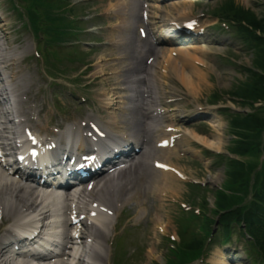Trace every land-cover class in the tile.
I'll return each mask as SVG.
<instances>
[{
  "label": "rangeland",
  "instance_id": "374dc122",
  "mask_svg": "<svg viewBox=\"0 0 264 264\" xmlns=\"http://www.w3.org/2000/svg\"><path fill=\"white\" fill-rule=\"evenodd\" d=\"M17 1L19 0H5L4 6L9 8V11H5L9 14L17 32L16 34L13 33V37H18L21 45H29L27 58H24L25 64H20V67L24 65L28 74V84H34L35 80L41 79L40 73H43V71L48 82L50 81L48 75L54 79V82L61 85L66 83L65 80L71 83L77 82V84L70 85L88 91L89 98L92 100L88 104L84 114L85 117L90 115L88 116L91 117L90 120L97 118L98 120L108 121L109 117H104L105 114L96 107L98 104H102L98 100L100 98L99 93L109 91L108 88L111 87L113 89V86L117 85L116 79L110 74V70L104 69L105 74H101L97 73V69L99 68L98 64H102V61H100L101 54L102 57L105 55L112 57L115 56L112 52L116 53V50H122V45L118 44V48L115 45L110 46L111 43L118 42L112 41L107 44V39L113 40V38L127 33L121 30V27L127 23L126 14L119 11L123 8V0H65L62 4L57 2L59 8L63 7V13L58 14L57 17L50 14L51 17L55 18L49 22L52 26H55L56 19L60 20L54 29L50 28L44 21L45 11L41 12L36 9L45 30L50 28L51 31H55L52 35L46 31L44 32L45 42L39 41L29 30L27 25L30 26V24L28 21L26 22L27 16L23 17L25 14L20 13L23 11ZM75 2L78 5L70 8ZM25 3H28V1L25 0L23 4L25 5ZM158 5H163L165 14H168L167 18H169V15L175 16L176 14L182 15L183 18H194L198 29L192 34L185 33V35L193 38V40H197L199 37L200 40L193 43L190 48L184 49L185 45L182 48L193 60L194 66L198 62V67L195 70L201 74V78L200 80L193 79L186 72L184 79L181 78L180 73L176 77L167 74L168 77L160 75L159 81L154 82L160 95L157 99L159 112L163 116L162 122H160L161 130L158 131V134L159 136H173L172 145L164 148L160 156L179 169L182 176L177 173L175 174V180L172 181V184L177 183L178 185L179 198L174 196L170 199V192H168L165 197H159L153 204H150V210H153L156 206L160 210L158 215L155 210L153 213V219L157 220L158 223L170 219L169 211L171 210L173 213L172 218L174 217L175 220L178 216L187 219V222L189 218L192 219L190 229L185 237L202 243L198 251L204 246L203 254H206V259L202 263L198 260L193 261L194 258H191V256H195L197 250L187 253L183 249H174L172 242L178 243L171 236V241L169 239L164 241L160 237L163 235L160 231L154 239V245L148 247V235L155 236L153 231V228L156 227L154 220L148 216L147 219L143 218V221L139 223L137 222L138 214H135L136 220H133V217L130 220V224H136L137 227L133 229L135 239L128 236L127 229L124 231L115 225L117 228L115 239L113 242L112 238L109 243L104 242L107 254V261L104 264H115L112 260V263L110 262V258L111 253L114 256V251L119 252L118 240L120 236L124 237L122 245L124 252L120 251L119 257L125 261L123 263L120 260V264H144L143 261H140L143 249L156 253L159 257V259H156L158 264H166L167 261V264H170L169 262L174 261L172 257L181 258L177 262L178 264H211L207 260L214 261L217 258L216 253H220V251L237 257L246 256L244 258L248 260H236L238 262L242 261L243 264H251L249 261L251 254L248 251L249 246L247 244L241 243L240 246L243 251L236 246V252L234 250L232 252L229 248L222 247V244H219L221 233L216 227V224L219 223L216 219L218 218L217 212L220 204L227 208L247 207L260 180L264 179V127L244 137L245 142L251 148L248 149L245 156H237L232 153L235 142L232 138L233 135L229 132L227 123V118L231 114L252 112L264 120V102L245 101L233 95L234 91L241 92V89L251 81L247 70L254 68L264 72V41L256 46L243 44L242 37L236 35V28L238 27L230 19H225L224 15L228 14L227 16H230L237 13L240 16L246 14L247 17L262 18L264 17V0H177ZM151 11L155 15L156 10L152 8ZM95 13H98V16ZM84 15L88 16L78 21V18ZM218 16L220 17L218 18ZM161 19L162 17H158V14H156L155 24H158ZM74 23H76L77 28L84 29L85 35L77 34L70 38L66 37L68 32H76ZM208 23L209 26H206ZM63 25L65 29L62 27ZM93 26H96V28L89 31ZM112 29L118 31L113 35ZM132 32L135 37L136 31L133 30ZM25 39H27L26 43H24ZM78 39H85L90 43L81 46V43L75 42ZM65 41H67L69 52L65 51L64 48H62V51L59 49ZM44 44L47 46H44ZM125 46L129 48V51L134 50V44L130 45V43L125 42ZM54 48L65 62L66 73H63L61 77L57 75ZM72 48L79 54H84V58L74 59L71 53ZM81 49L83 50L82 53H80ZM200 49L202 50L200 51ZM42 52L47 56L45 57L46 63L37 60V58H41ZM62 52H68V55H62ZM164 54H166L164 58H168V53L165 52ZM158 55H163V53H158ZM160 60H158V64H162ZM170 60L173 64H177L179 71H181V62L183 61H178L175 58ZM84 63H89L87 65L89 71L79 75ZM191 83L198 84V94L192 92ZM45 88L46 90L49 89L48 87ZM55 92L65 102H71L68 97L70 95L59 87H54L52 91L46 93L47 95H42V92H39L36 99L40 105H46L47 103L51 105L50 98L54 96ZM109 93L111 94V92ZM42 96H46L48 101L43 102ZM62 96H65V99ZM78 98L77 103L79 104L83 100L80 96ZM115 100H118V98H115ZM95 110L101 112L103 116ZM92 114L95 116H92ZM192 117L195 120H192ZM130 121L133 122L130 125L132 128L135 126L134 123L137 118ZM213 123L219 126H214ZM196 137H204L214 141L219 140L221 145L219 148L209 147L199 142ZM151 142H154L153 137ZM233 159H240L244 163V169L239 179H234L230 175ZM138 180L134 179V184L143 186V183L137 184ZM131 203L135 204V202ZM198 206L201 207V211L197 212L196 208ZM127 208L131 207L127 206ZM142 216L144 214H141V218ZM172 223L174 231H176V222L173 219ZM197 230L198 238L194 237L193 234ZM169 235H173V232ZM234 235L239 236L238 232H235ZM234 243L235 240L233 239V242H231L233 247ZM235 258L231 264H238ZM144 262L146 263V259Z\"/></svg>",
  "mask_w": 264,
  "mask_h": 264
},
{
  "label": "bare ground",
  "instance_id": "6f19581e",
  "mask_svg": "<svg viewBox=\"0 0 264 264\" xmlns=\"http://www.w3.org/2000/svg\"><path fill=\"white\" fill-rule=\"evenodd\" d=\"M131 0H125L129 5V2ZM5 0H0V10L3 9H9L4 6ZM2 6V8H1ZM140 9H143V11H146V9L143 7L142 3L139 4ZM0 14V95H2V101H0V105L3 107L4 110L8 111L7 107H4V102L7 101V98L12 97L10 100L14 102L15 105L20 104V96L21 95H28L31 93V90L33 88L32 83H27L26 78L21 74L22 68L20 67V64L23 62L24 58L27 57V52L29 50V45H21V41L19 38H11L12 33L8 32L7 29H11V25L8 22L7 16H1ZM140 21H145V19L142 16V12L140 13ZM173 20L178 21V25L182 24L183 17L182 15L176 14L175 17H172ZM193 19L191 17L185 18L184 21H192ZM209 25V23L207 24ZM168 26L172 28V24L168 23ZM193 30H195V26H190ZM161 32L168 33L167 30L161 29ZM163 37V36H162ZM109 40V39H108ZM112 40V39H111ZM110 40V41H111ZM114 40V39H113ZM112 40V41H113ZM115 41V40H114ZM27 42V39H25L24 43ZM122 40H120V43ZM181 43H184V41H181ZM116 45V43L114 44ZM124 45V43H122ZM110 46H113V43H111ZM157 52H159V49L156 48ZM202 49H200L201 51ZM111 51V49H109ZM151 54H156L154 49ZM171 51V50H170ZM179 53L184 52L186 55L185 50L178 49ZM164 54V49L161 50V53ZM172 52V51H171ZM115 56L111 58V56H104L102 57V54L100 56V61H102V64L99 65V68L97 69V73L105 74V70H110V74L113 75V77L116 79V86H113V89H109V92L104 91L101 93V96L103 98H106L103 103L105 105L110 104L109 106H112L111 99L112 98H118L119 99H125L134 97L135 100H137V96L140 97L141 106L137 104L138 110L141 114L149 113V125L153 126L154 124H157L160 122L161 118L159 116L154 117V111L157 108H154V106L157 104V99L160 97L158 89L154 82L159 81V78H161L160 75H164V77L174 76L176 77L179 73L181 75V78L184 79L186 72L189 73V75L193 79H199L201 78V74L195 70L196 67L194 66L193 60L189 57L187 59H183L181 62L182 69L179 71L177 64H173L170 59V55L166 60L163 61L162 64H158L155 66L154 62H148L143 57H139V53H135L134 50L131 51H125V50H118L116 53L112 52ZM109 55V54H108ZM117 56V60H116ZM116 61V62H115ZM198 61V60H197ZM109 62V63H106ZM196 62V61H195ZM197 63V62H196ZM118 64L119 66H116ZM174 66V67H173ZM176 67V68H175ZM8 70H11L9 72ZM187 70V71H184ZM154 72V74H152ZM84 73V70L80 72L82 75ZM168 74V75H167ZM135 76V81H130V77ZM119 77H121L119 79ZM120 81L123 83H126L130 87V89L127 88V86H124L123 89L126 90V92H130L131 94L127 95L124 94L121 89ZM122 84V83H121ZM190 88L194 94H198V84H190ZM118 90V94L116 92ZM121 93V94H120ZM111 96L110 98L107 97ZM116 101V100H112ZM123 106H120L119 113H117V107L115 109H112L114 112L112 116L111 123L114 125H120L121 123L125 125H129L126 118L124 117V106H128L129 102H126L123 100L121 102ZM114 106V105H113ZM154 108V109H153ZM12 112H14V109H12ZM22 110L20 108H17L15 110L16 113H20ZM3 114V113H2ZM163 117V116H162ZM7 119V118H6ZM6 122L10 123L9 119L6 120ZM19 125L22 123L21 120L16 121ZM214 126H219L218 124L213 123ZM12 132L14 133L16 130V127H12ZM118 131L126 132V127H123L122 129H118ZM70 133L74 136L77 135V130L70 129ZM70 133H67L66 135H69ZM63 134L61 139H63ZM111 130L109 131V136L111 138ZM77 137V136H76ZM6 140H9L8 137H5ZM88 138V137H87ZM85 137H81V143L79 145V149L85 148V145L88 143V139ZM197 140L209 147H220V141H214L211 139H206L204 137H196ZM142 143V142H141ZM8 145V142H3V146ZM72 151H79L76 149V147L70 146L69 148ZM160 151V149H158ZM64 151V150H63ZM162 161L158 162L161 163ZM131 168L125 169L130 170ZM132 175L138 176L140 172L143 174V177L137 181V184L143 183L146 181V176L143 173L141 167H135L132 170ZM156 171V170H155ZM154 171V172H155ZM126 172H122L121 174H117L115 177L109 176L108 178H112V181H108V178L105 180L106 185L102 188L103 190L100 191L99 194H107L110 199L109 201H106L98 196V199H94L95 204L100 206L99 212L101 213L96 218V222L98 225H95L94 223L88 224L86 230L82 233V236H87V242L86 244H83V251L84 254L80 253L78 255V250L76 251L75 248H71L67 251V254L72 255L76 262L75 264H104L105 262V245L104 241L108 237V230L110 228L109 226V220L113 218V215H108L102 208L104 206L113 207L116 209L115 203H120L121 205H125L128 202L132 200V196L129 194H135L136 196L140 198H146L147 193L150 194V190L148 189L145 191L144 189L148 187V182L146 186H139V188L134 187L132 183V175L131 174H125ZM164 174L168 175V172H163ZM150 177L149 174H147V179ZM119 182L120 186H116V188H111L110 184ZM160 184V183H159ZM159 184L155 186V183L151 184V188L155 190V192L159 188ZM136 185V184H135ZM165 188H168L166 184L160 187V192L165 194ZM169 191H171L172 198L180 194L178 190L177 183L170 184L169 185ZM120 191V196L117 194V192ZM168 191V192H169ZM48 205H47V199ZM171 198V199H172ZM57 200V197L54 195H50L49 192L35 189L34 187H31L30 185L23 184L20 180H17L15 177L12 176V173L8 172L5 168H2L0 165V229L7 223L9 224L7 227L4 228L5 230V236L0 235V264H32L30 262V259H25L24 256L21 255V259L19 260H13L9 257L8 252H12L14 254H22L19 251L13 250L18 243L23 242L24 239H20L18 241V238L20 237L18 234H14L15 229H29L36 225L37 220H42L43 218L53 217L55 212L52 211V209L48 206H53L55 201ZM41 205V207H39ZM115 213L114 211L112 214ZM170 215V211H169ZM115 222V221H114ZM111 223V222H110ZM156 226L158 229L164 233V234H171L173 232V238L178 239V233L174 231V226L172 223V217L170 216V219H167L166 222H157L155 221ZM113 224V223H112ZM17 232V231H16ZM11 235L15 241L12 242L8 238V235ZM3 236V237H2ZM63 236L69 240V242H72V237L68 233L63 232ZM149 245L148 247H152L154 245V240L149 239L148 241ZM85 248V250H84ZM160 256V254H158ZM161 257V256H160ZM159 259V257L156 255V253L152 251H148L146 259V263L144 260V264H153L156 259ZM218 264H226L225 260H217ZM215 262V263H216ZM45 264H64L62 260L56 261V262H46Z\"/></svg>",
  "mask_w": 264,
  "mask_h": 264
},
{
  "label": "trees",
  "instance_id": "16d2710c",
  "mask_svg": "<svg viewBox=\"0 0 264 264\" xmlns=\"http://www.w3.org/2000/svg\"><path fill=\"white\" fill-rule=\"evenodd\" d=\"M234 17V21L241 24L240 31L248 41L252 44H256L264 40V37L256 34V32L259 31L260 34L264 36V17L245 18L237 15ZM242 22H245L246 25H242ZM250 78L251 81L241 89V94H239L240 97L250 98L255 101H264V75L252 72ZM230 123L233 133L239 135V138L240 134L244 136L245 134L243 133L252 132L261 127L258 118L253 114L241 118H233ZM248 147L249 146L245 143V140H241L236 146L234 152L237 155L243 156L247 153ZM232 165L236 171L234 172V175H239L243 170L244 163L234 161ZM259 186V191L255 194L256 198L254 204L243 213L239 212V210L229 212L228 217L224 222V226L226 229L229 222H235L236 225L240 222H244L247 235L252 239L254 244H258L260 254L264 255V179L260 180Z\"/></svg>",
  "mask_w": 264,
  "mask_h": 264
}]
</instances>
